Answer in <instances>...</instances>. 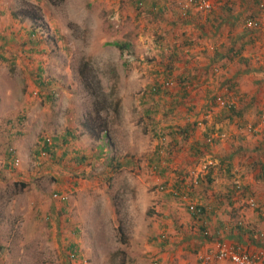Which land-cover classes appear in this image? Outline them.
Returning <instances> with one entry per match:
<instances>
[{"label":"rangeland","instance_id":"obj_1","mask_svg":"<svg viewBox=\"0 0 264 264\" xmlns=\"http://www.w3.org/2000/svg\"><path fill=\"white\" fill-rule=\"evenodd\" d=\"M134 3L11 1L26 21H17L22 28L0 51V162L21 161L9 167L15 178L0 179L3 264H195L196 242L181 249L182 235L170 232L172 207L176 213L188 206L159 189L160 178L168 185L183 174L175 168L181 155L171 153L177 142L166 146L165 157L155 150L160 135L177 136L186 119L183 110L164 113L163 100L178 85L191 95L182 97L191 129L203 128L196 101L202 88L188 90L185 78L167 73L174 86L150 92L163 76L154 79L142 58L130 59L115 44L134 41L138 56L150 48L153 30L144 21L158 13ZM219 108L213 104L210 114ZM171 121L180 124L168 129ZM44 139L54 143L47 154ZM162 231L167 241L158 239Z\"/></svg>","mask_w":264,"mask_h":264},{"label":"crops","instance_id":"obj_2","mask_svg":"<svg viewBox=\"0 0 264 264\" xmlns=\"http://www.w3.org/2000/svg\"><path fill=\"white\" fill-rule=\"evenodd\" d=\"M11 1L0 0V51L6 48L4 43L9 34L11 38L16 27L22 28L17 21H23V24L26 21L16 12ZM175 1L149 0L152 8H161L166 13L144 21L146 29L151 27L153 30L147 35L148 42H145L150 48L145 54L138 56L134 41L126 39L120 43L124 46L123 55L125 53L130 59L142 58L140 64L149 68L154 79L173 73L177 74V79H186L182 80V86L187 83L194 89L202 88L196 101L203 107L204 129H191L188 118L191 109L182 100V97L191 95L179 91L181 86L178 85L175 93L163 100L166 104L164 113L187 112L182 124L175 123L182 129L189 128L185 136L179 133L173 137L177 147L171 153L177 150L181 155L175 168L177 172L183 170V174L169 185H179L181 177L205 156L216 162L210 177L191 193L193 202L212 207L206 216L211 236H204L189 207L187 211L176 213L172 207L171 211L174 222L170 232L176 234L179 231L182 235L179 237L184 245L181 249H190L195 245L191 242H196L194 253L195 264H198V251L205 250L212 239L242 244L248 251L264 248V1L212 0L214 8L207 12L195 8L184 11L181 1ZM163 16L167 20L159 21ZM250 19L253 20L248 21ZM140 64L137 67H141ZM216 69L219 74L215 73ZM222 89L229 90L235 99L237 112L230 116H226L221 105V109L210 114L213 105L210 97ZM169 123L166 124L168 129L175 126L174 122ZM245 123H249V129ZM210 133H224L226 136L217 137L208 144L206 138ZM155 151L159 156L158 147ZM9 167L8 162H0V179L5 175L15 178ZM252 200L256 207L250 205ZM184 218L187 221L185 226L180 225ZM217 263L232 264L229 261Z\"/></svg>","mask_w":264,"mask_h":264},{"label":"built area","instance_id":"obj_3","mask_svg":"<svg viewBox=\"0 0 264 264\" xmlns=\"http://www.w3.org/2000/svg\"><path fill=\"white\" fill-rule=\"evenodd\" d=\"M143 5V2L140 3ZM181 8L184 11H188L190 9L195 8L197 11L207 12L211 11L214 8V3L212 0H182ZM251 25V24H249ZM216 74H219V69H216ZM162 79L155 82L150 87V92L153 94H159L161 91L172 88L174 86V79L170 75H166L164 77H160ZM186 89H191L192 86L189 84H185ZM215 103L221 106H228L229 108L235 107V99L229 94V90H226L224 93L217 95L215 98ZM264 120V115L262 116ZM203 119V118H202ZM206 121H199V126H205ZM253 127L250 126V129ZM172 134H161L159 137V147L158 153L161 157H165L166 154V146H170V143L173 140L171 137ZM226 134L220 133H210L206 142L208 144H212L217 137H225ZM174 142V140H173ZM47 143L49 145L53 144L51 139H47ZM43 154H47V151L43 149ZM42 154V155H43ZM20 159L15 158L12 165L17 167L20 165ZM216 164L215 160L212 157L205 156L202 158L198 165L189 169L184 176L181 177L180 183L177 186L167 185L164 181L159 179V189L161 191H166L172 194L174 197L183 201L184 204L190 208V212L196 217H201L200 222L204 225L203 233L205 237H210V230L207 227V212L212 210L211 206H203V204H199L193 202L191 193L194 192L201 184L204 179H206V175L209 170ZM157 170L159 165H155ZM161 177V176H160ZM57 196V194H56ZM62 200L65 199L64 196H61ZM250 205L252 207H256L255 201H250ZM158 239L162 241H167L168 233L166 231H162L158 235ZM74 257V253L72 254ZM220 261H229L232 264H264V248H261L258 251H248L242 244L238 243H229L226 241L212 239V242L208 245L205 250L198 251L197 254V262L198 264H214ZM0 264H3V257L0 253Z\"/></svg>","mask_w":264,"mask_h":264},{"label":"trees","instance_id":"obj_4","mask_svg":"<svg viewBox=\"0 0 264 264\" xmlns=\"http://www.w3.org/2000/svg\"><path fill=\"white\" fill-rule=\"evenodd\" d=\"M135 3V5L137 6V8L138 9H143V8H145V10L146 11H149L150 12V10H152V6H150L149 4H148V2H149V0H133ZM141 2H143V5H140V3ZM161 8H156V12L158 13V14H162L163 12H165V10H161ZM153 11V10H152ZM115 44L120 48V49H124V46L120 43V42H115ZM185 81V80H184ZM214 102V103H213ZM212 104H216L215 103V98H214V100L212 101ZM224 108L225 109H223L225 112H226V116H230V115H232V114H234V113H236L237 111H235L236 110V108H229L228 106H224ZM88 123H89V125L91 126V129L92 130H96V131H98V127H99V124H98V121H97V119L96 118H94V116L93 115H91L90 117H89V121H88ZM94 128V129H93ZM188 129L189 128H183L182 130H180V133L181 134H185V132L186 131H188ZM105 131V130H104ZM172 132H175V130L174 131H172ZM44 141V145L42 146V149H44V150H46L47 152H52V146H53V144L52 145H49V143H47V139H44L43 140ZM38 153H39V151H37ZM13 161H14V159L10 162V167H14L13 165H12V163H13ZM128 164H132L133 163V160L132 159H129L128 160V162H127ZM211 169L209 170V172L207 173V175H206V178L208 179L209 177H210V175L209 174H211ZM206 179V180H207ZM200 218L201 217H195V219H196V221H197V223H198V225H199V229L201 230V229H204V225H202L201 224V222H200Z\"/></svg>","mask_w":264,"mask_h":264}]
</instances>
